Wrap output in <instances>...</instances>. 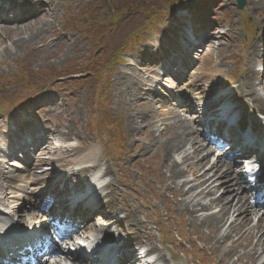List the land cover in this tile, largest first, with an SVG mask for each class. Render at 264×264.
<instances>
[{
	"label": "rangeland",
	"instance_id": "obj_1",
	"mask_svg": "<svg viewBox=\"0 0 264 264\" xmlns=\"http://www.w3.org/2000/svg\"><path fill=\"white\" fill-rule=\"evenodd\" d=\"M44 2L46 8L51 6L54 9L52 17L39 21L38 16L32 20L38 21L35 26L0 32V117L17 119L16 129L21 131L39 125H46L45 130L51 131L71 126L78 138L63 145L87 153L92 151L88 166H98L100 161L96 175H101L106 167L111 168L113 175L103 180V184L112 181L116 188L127 193L126 197H118L116 203L120 211L116 214L124 216L123 207L126 203L133 204L130 198L136 199L135 196L144 201L141 204L147 202L150 207L169 203L172 195L163 189L161 180L166 186L171 182L162 171L167 164L159 142L162 138L157 139L163 131L158 123L165 116L158 113H162V105L150 99L157 95H149L147 91L142 93L147 96L145 99L129 97L130 94L135 95L140 80L146 79L147 84H151L147 76L158 74L159 64L164 58L171 60V49L177 46V42L161 30L163 24L170 21L169 8L177 15L186 13L193 17L199 30L202 26L205 29L210 26L223 28L224 36L210 40L207 49L199 54L198 64L193 66L194 69L184 71L190 74L184 78L182 75L176 89L172 88L175 94L185 91L186 96L200 99L203 93L209 97L223 89H227L226 94L230 93L246 77L248 63L254 60V65L259 63L258 58L249 57V54L252 46L264 39V2L247 0L248 5L243 12L236 11V0ZM91 17L94 21L87 20ZM171 30L168 29V33L175 36ZM90 62L97 64L92 65L98 70L96 80L90 75L64 77L66 72L74 70L77 73ZM70 78L72 82L68 81ZM256 79L258 85L264 82L261 75L257 74ZM157 88L163 90L161 85ZM260 96L264 106L262 91ZM22 111L24 116L32 118L31 122L20 118ZM128 121L136 123L133 127L137 129H130ZM151 135H154L156 143L144 152L143 147L153 139ZM72 157V153L64 156L56 169L65 172L80 170L81 167H74L76 159ZM48 158L61 160L57 151L41 156L40 160ZM40 173L33 178L36 182L42 178ZM19 179L24 180L25 177ZM4 187L2 185V189ZM32 189L36 191L35 187ZM11 190L6 189L5 192L10 193ZM9 200L5 202L6 206L17 207ZM205 202L208 203L207 200ZM124 225L128 226L127 223ZM175 225L180 227V223H174L166 227L167 232L155 231L157 242L160 235L171 252L179 245L176 233L171 237L168 233ZM151 227L156 229L154 224ZM183 228L187 232L188 225ZM226 247L229 248L230 243ZM222 252L223 249L218 248L213 254L217 258L211 263L197 260L186 263L184 252L178 257L182 264H232L235 258L232 261L223 259ZM238 254L241 255V249ZM187 257L191 259L189 254ZM167 258L170 259L169 255Z\"/></svg>",
	"mask_w": 264,
	"mask_h": 264
},
{
	"label": "bare ground",
	"instance_id": "obj_2",
	"mask_svg": "<svg viewBox=\"0 0 264 264\" xmlns=\"http://www.w3.org/2000/svg\"><path fill=\"white\" fill-rule=\"evenodd\" d=\"M16 1L19 7L25 11L26 16L29 13L28 9L31 5L30 2H39L37 7L39 8L38 12L40 17L37 20L41 21L47 17H52L54 9L51 6H47L48 8H46L44 0ZM262 2H264V0H261L260 4ZM37 23L38 21H33L21 27H17V29L35 26ZM5 28V26L0 27V31L4 32ZM1 45L2 44H0V46ZM262 55L261 49H259L257 44H254L249 57L254 56L256 59L261 58ZM186 57L187 55L184 59ZM254 61L248 63L246 77L241 80L239 86L232 89L230 93L219 96L218 99L225 101L226 104L235 102L238 106L237 109L243 113V117L246 115L249 117V123L251 124L250 126H252L251 129L254 130L256 134L259 131L261 134L262 128L264 129V106L261 104L262 99L257 90L259 85L256 83L257 80ZM165 68L167 67L165 66ZM169 77H167L166 82H171V78ZM137 88V93H135V95L130 94V98L138 99V97H140L142 85ZM216 101L217 99L214 102ZM246 110L248 111L247 113H245ZM226 115L230 119L233 118V116L229 113H226ZM260 116L263 117L260 118ZM139 117L140 116H138L137 119L140 120ZM158 123L161 124L163 131L160 132L157 139L161 140L162 138L159 142L165 163L167 164L162 171L164 173V177L171 183H169L170 186H166V184H164V180H161V182L164 185L163 189L168 190L173 195V200H171L169 204L167 203L166 206L169 219L180 218L183 226L185 224L190 225L192 227L191 235H197L204 243L205 248L209 247L211 251L216 247L223 249V259H230L232 256L237 255L238 251L241 249V253L246 259V262L243 264H264V261L262 262L261 260L260 263H258L257 259L261 256V254H264V214L261 215L260 212L259 222L254 227H250L253 212H256L257 214H259V212L258 209H254L253 206L248 205L247 198H245L244 195L241 196L239 194V190H235V187L239 185V180L238 178L230 175L233 169L230 168L226 161L221 162L220 160H218L220 163L212 164L209 169L206 168L208 162L204 161V158H199V155L203 152L201 148H198L199 139L197 137L195 126L193 122L188 120L186 117L175 113L174 117L164 116L158 120ZM128 124L130 129L133 131L137 129L136 127H133L136 126V123L128 121ZM224 126H227V124L225 123ZM56 133L57 134L51 135L50 132L47 134V136L50 137V139H47L46 141L48 145L53 146L55 143L70 142L73 139L78 138L71 126H64L61 131H57ZM134 136L135 135L133 134L132 137ZM152 138L153 139H151L150 143L143 147L142 151L146 152L156 143L155 137L153 136ZM232 138L236 139L235 134L232 135ZM239 145V142L236 141L235 149ZM56 149L60 151L59 154L62 156L72 152L74 154L73 156L76 158L74 167H81L78 171H73L71 173L67 172L68 176H62L63 178H70L79 190H85L88 186L87 183L91 181L90 186L95 189V192H93L92 195H88L86 199L91 201L92 198L101 197L103 201H106L101 208L104 209L107 207L110 208L111 211H116L115 209L118 210L116 203L118 197L120 195L126 197L127 193L119 187L116 188L112 181L101 185L103 180L112 177L113 174L111 168L106 167V169L102 172L101 178H93L90 174L97 171L100 161L98 166H88L92 160L93 154H91V152L90 154L78 152L75 148H65V150H63L58 146H56ZM49 150V148H44L43 152H48ZM232 154L236 155L235 152ZM176 156H181L180 161L175 159ZM25 161H28V166H26L27 168H34L36 171L55 165V162L52 159L26 160L25 158ZM13 165L17 166L18 162H15ZM186 175H190L192 180L186 179L184 181L177 182V180L186 177ZM2 176L4 177V173ZM50 177H52V183L49 186L50 188L48 187L49 189L44 191V195L54 191L55 187L53 186V181L59 179V175L57 174L56 176L54 172L51 173ZM233 183L236 185L234 188L231 187ZM62 189L64 193H67L68 195L70 194L66 185H64V188L58 189L57 191H62ZM151 189L155 192L153 187H151ZM238 189H240V187ZM0 191L2 192L3 190ZM57 191L53 193L54 202L52 207H54L55 202H58V200L60 202L64 200L62 198L59 199L60 196L57 195ZM24 196L23 200H19L17 198L15 200L17 205L16 210L13 211L16 214L15 217L17 218L15 223L12 218L8 219L1 216L2 214L0 215V225L2 224L1 231L9 230L7 227L13 223L15 225L13 228L10 227V231H15V228L18 227L19 229L17 231L21 233V226L26 227L24 229L25 232L30 228L29 226L27 227L28 223L36 220L37 214L35 212L28 211L27 206L35 207L37 205V201L42 199L43 195L40 192L28 191L24 194ZM135 197L138 198L139 196ZM6 198V194L2 193L0 204H3L6 201ZM207 199L209 201L208 203H205L204 201ZM132 202L133 204L126 203L125 205L126 213L124 219L129 223V227L126 230L122 227V223L118 222V220L113 219L109 215H105V217L109 220L108 223L111 226L110 228L114 227L115 232H117L119 236H122L126 249H131L121 251L125 257L124 264H144L143 259L134 256L132 251V249L141 247L142 245H145L148 255H157L158 261L162 264H172V262L169 261L165 255V251H168V248L165 247L163 251H160L157 248L153 232L149 229V223L143 222L141 220V216L139 215L140 211H143V213L153 214L150 211L151 208L148 205L141 204L138 199H133ZM20 203H22V206L18 209ZM212 210L218 211L215 213H209ZM231 218H233L232 221ZM94 226L95 225H91L87 222L85 230L88 231L97 229L101 232H105V234L107 232L108 235L111 236L109 237L114 239L112 237L114 234L112 235L110 228H106L104 226L96 228ZM224 228H226V230L223 233L222 230ZM30 230L36 231L35 228H30ZM5 233H7V231H5ZM78 236L82 237V240L85 243H88V247L91 248V241L87 237L83 236L82 232H80ZM243 239L246 241L241 243L240 241ZM187 240L191 241V238H188ZM228 243H230L229 248L226 247V244ZM68 245L78 247L75 239L71 242H66L65 249ZM79 258V256H75L74 260H78ZM171 258L172 261H178L177 254L172 253ZM74 260L73 262H69V258L66 256L63 257L62 255L57 257L52 264H75ZM233 264L236 263L234 262Z\"/></svg>",
	"mask_w": 264,
	"mask_h": 264
},
{
	"label": "water",
	"instance_id": "obj_3",
	"mask_svg": "<svg viewBox=\"0 0 264 264\" xmlns=\"http://www.w3.org/2000/svg\"><path fill=\"white\" fill-rule=\"evenodd\" d=\"M242 7H243L242 4H239L238 9H240V8H242Z\"/></svg>",
	"mask_w": 264,
	"mask_h": 264
}]
</instances>
